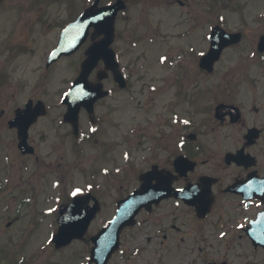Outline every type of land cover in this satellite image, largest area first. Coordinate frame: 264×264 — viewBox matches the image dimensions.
<instances>
[{
	"label": "rangeland",
	"instance_id": "374dc122",
	"mask_svg": "<svg viewBox=\"0 0 264 264\" xmlns=\"http://www.w3.org/2000/svg\"><path fill=\"white\" fill-rule=\"evenodd\" d=\"M12 1L17 12L27 11L28 14L24 17L26 22L23 20L14 28L0 25V112L5 110L4 116L0 114V158L13 152L12 144L8 147L6 141L12 137L7 132L14 130L8 126L14 108L27 97L48 100L49 92L51 94L60 87L61 77L65 85L72 76L67 69L65 74L53 71L48 76H53L52 81L45 85L36 83L43 52L58 40V23L70 17L69 10L57 0L41 1L42 7H38L37 0ZM73 1L79 6L84 2ZM179 1L125 0L127 9L118 17L116 36L117 44L125 48L123 61L127 62L129 69L132 68L133 84L126 94L116 88V94L109 99L113 111L106 113L110 121L105 135L106 153L98 155L94 143L86 142L83 146L86 150L80 152V162L76 165H72L74 155L64 156L63 164L51 169L45 164L36 167L33 157L24 161L16 157L13 161V180L8 192L6 195L0 192V228H7L11 221L9 227L13 228L16 242L23 238L24 228L32 230L31 264L86 260L90 242L75 241L67 248H57L54 244L48 246L49 232L56 228L53 212L57 205L48 200V196L59 191L67 192L72 187L83 190L92 185L91 182H97V194L102 197L103 209L88 231L89 234L95 233L114 215L117 199L139 185V172L147 169L151 162L163 164L166 160L167 149H155L153 154L148 149L157 143L148 136L154 134V120L170 115L169 112L165 114L169 110L165 102L175 103L181 99L183 112L188 111V133L195 132L205 141L212 138L218 101L247 102L248 84L264 71V60L252 55L249 41L227 48L211 73L201 69L195 58L207 51V36L215 23L224 25L229 31L244 30L249 39H257L264 32V0H181L183 5ZM18 47H33L34 51ZM181 50L187 55L180 56L179 66H172L174 62L167 65L168 62L162 60V56L177 58ZM176 78H180L178 82H175ZM151 86L162 90L147 91L146 95L138 93L140 88ZM178 92L182 93L179 97ZM149 96L153 100L148 102ZM56 99L55 96L51 102ZM51 108L49 115L58 114V108ZM49 119L42 118L32 130L52 131L46 123ZM137 126L141 127L139 133ZM125 132L128 139L123 137ZM156 132L158 134V128ZM175 140V137L168 138L165 144L171 146ZM43 148L40 146L41 159H49ZM15 151L19 152L18 148ZM198 160L215 162L214 155L208 152ZM3 165L4 159H0V169ZM44 172L45 182L41 180ZM68 172L71 178L67 177ZM27 184H30L29 188L36 187L31 193L35 198L24 202L16 212L13 208H5L9 193L14 194L10 204H16L19 196L24 200L22 192L27 190ZM26 196L32 198L29 192ZM183 205V202L170 199L154 208L151 214L141 213L138 225L126 228L123 233V256H116L118 264H203L204 259L211 258L218 242V224L215 228L213 221L199 223L192 209ZM141 235H144L143 239H140ZM17 253L19 256V250ZM11 262L1 260L0 264Z\"/></svg>",
	"mask_w": 264,
	"mask_h": 264
},
{
	"label": "flooded vegetation",
	"instance_id": "af4514ba",
	"mask_svg": "<svg viewBox=\"0 0 264 264\" xmlns=\"http://www.w3.org/2000/svg\"><path fill=\"white\" fill-rule=\"evenodd\" d=\"M41 1L44 0H37L40 4L38 7L43 6ZM60 1L65 5L66 9L69 10L70 17L58 23L59 30L56 31L59 33L58 40L53 46H50L43 52L38 64L40 74L37 76L36 83L38 85H45L52 81L53 76L50 78L48 76L53 71L65 74V70L67 69L68 72L72 73V76L68 77L65 85L63 77H61L60 87L55 88L51 94L49 92L47 96L48 100L27 97L23 103L14 108L13 115H10L8 118L9 123L10 119L16 114V109L22 107L28 101L31 102V108H35L36 105L43 104L42 102H44L47 110V114L39 117L29 129L28 143L32 146L30 152L23 153L20 150L16 152L15 150L18 148V131L14 129L7 132L9 135L11 134L12 137L11 140L6 141V144L8 147L12 144L13 152H8L0 158L2 161L4 159L5 162V165L2 166L3 168L1 167L0 169V192H3L4 195L8 192V187L13 180L12 173L14 171L12 164L16 157L22 158L23 161L26 158L32 160L31 157H33L32 161H34L36 167L45 164L51 169L60 164L62 165V159L66 155H74L72 165L79 164L78 155L86 142H93V147L98 150L99 154L106 153L105 135L107 134L108 123H110L106 113L113 111V108L109 104V99L116 94V88L120 89L121 93H127L133 84L131 79L132 68L129 69L127 62H123L122 59L126 54L125 48L117 44L116 36L112 47L115 50L116 58L119 60V68L127 81V86L119 88L114 73L110 67L107 66L105 60L100 59L91 70L88 79L92 85L102 84L101 92L106 90L108 91V95L96 101L94 114H88L87 109L84 107L80 109L78 130H76L74 123L66 119L68 106L65 102V96L73 81L81 72V64L83 61L81 55H85L87 47L101 40L103 36L93 35L94 29L91 28L87 41L77 51L69 54H62L57 58L49 60L54 49L58 46L62 30L67 24L76 19L86 7L77 5L73 0H57L58 3ZM12 3V0H2L0 2V25H8L14 28L21 21L25 20L24 17L28 12H17V8L13 7ZM52 12H54V10H52ZM24 22H26V20ZM262 34H260V36ZM258 38L253 40L249 39L247 36L245 41L250 42L252 47L249 51H254V57L260 58L264 56V52L259 49ZM18 48L22 50L25 47ZM33 49V47L25 48L26 51L31 52L34 51ZM6 77L5 75V78ZM179 79L180 78H176L175 82H178ZM258 79H260V81H258ZM262 80H264V71L259 72L258 78L248 84L250 87L247 89L249 90V98L246 103L244 102L241 104L233 99L220 100L217 102L215 112L217 105L220 103L235 105L238 108H233V110L222 109L220 110V114L217 115L216 113L214 116L212 138L209 140L205 141L200 138V135L198 136L196 134L191 140L193 143L190 144L188 134V111L183 112L184 106L181 99H178L175 103L169 100L165 102V105H169V110L166 111L165 114L169 112L170 115H164L157 121L154 120V127L156 126L154 134L148 135L150 139L157 140V143L152 147H148V149L153 148V151H155V149H167L169 152L163 164L157 163L156 161H154L155 163L153 162V164L159 165L160 168H165L166 170L177 173L175 159L179 155L187 156L196 161L193 170L188 171L185 175L177 173L178 176L175 182L176 187H181V182L185 185L188 181L194 182L204 176L212 177L210 179L213 181L211 185V194L214 201L210 213L204 219L207 220L211 214H217L218 227L216 230L218 242L214 245V255L211 258L204 259L203 264H264V82ZM152 89L158 90L159 92L162 90L156 88ZM147 91H151V88H140L138 93L146 95ZM55 96L57 99L51 102ZM178 96H180V92H178ZM152 100L153 98L149 96L148 102ZM51 107L58 108V114L49 115L52 112ZM114 110L116 111L117 109ZM4 113L5 110L2 109L0 114L4 116ZM48 117L50 119L46 123L48 126L52 127V131L48 129L32 130L34 125L38 124L42 118ZM157 128L158 134H156ZM140 130L141 127L138 126V133ZM125 134L126 132L123 137L128 139V136ZM173 137L176 138L175 144L173 143L171 146L165 144L168 138ZM1 141L2 132H0V142ZM40 146L41 149L44 147L43 150L48 153L49 159H41ZM206 152L214 155L215 162L208 163L209 160L198 162L197 158ZM230 154H232L231 157H228ZM234 155L237 156L234 157ZM25 165L26 164H23V166ZM206 165L208 166L205 167ZM46 173L44 172L42 175L41 180L43 182H45L44 176ZM67 177L71 178L72 176L69 174ZM29 185L30 184H27V190L22 192L24 193V195L22 194L23 197H25L24 200L23 198L21 199L22 196H19L17 197L19 200L16 204H10V200L14 197V194L9 193L7 196V201H9V203L5 205V208H13L16 212V209H21L20 207L24 202L34 199L35 197L31 193L36 190V187L31 186L29 188ZM72 189H69L67 192H59L48 196V200L54 201L58 205L57 209L53 212L56 228L58 227L57 217L59 207L72 200L74 196L71 193L73 191ZM27 192L30 193L32 198L26 196ZM96 196L100 200V212H102V197L100 195ZM3 197L6 199V196ZM7 224V228L3 227V230L0 228V263L1 260H11V264H31L32 230L24 228L23 238L16 242L13 228L9 227L11 221ZM55 231L56 229L53 233ZM121 238V247L107 261V264H118L116 256L121 257L125 243L123 234ZM83 241L88 242L87 237H85ZM69 246L70 244L59 248H67ZM18 250L20 252L19 256H17ZM89 263V259L84 261L71 259L68 260L66 264Z\"/></svg>",
	"mask_w": 264,
	"mask_h": 264
},
{
	"label": "water",
	"instance_id": "95a60500",
	"mask_svg": "<svg viewBox=\"0 0 264 264\" xmlns=\"http://www.w3.org/2000/svg\"><path fill=\"white\" fill-rule=\"evenodd\" d=\"M124 6V4L122 2H117L113 5H109V6H105V7H101L99 9H93L90 12L85 13L83 16H81L79 23L81 22V24H83L84 26L89 25V24H94L96 25V27L99 28V26H102L104 29H106L104 32L109 35L110 37H113V33H114V19H115V15L117 13V11L121 8V6ZM83 19V20H82ZM83 21V22H82ZM77 26L75 25H71L69 27V29L66 31L65 35L73 37V28ZM101 27V28H102ZM100 31V30H99ZM64 35V36H65ZM66 38V37H65ZM71 38H68V40H64L63 42H70ZM230 35L228 33H226L223 29H221L220 27L216 26L213 29L212 32V43L213 46L211 47V50L209 53H207L201 61L202 66H204L205 68H208L209 70H212L213 68V64L214 62L220 57V54L223 50V48L230 43ZM111 40H109L108 43H110ZM94 53L93 49H89L88 50V58L86 59V61L84 62V68H87L89 66L90 60H91V54ZM87 71L84 70V72L81 74V78H79L76 82V88L77 90H81L83 87V82L85 81V75H86ZM73 93V91L71 92V94ZM81 95L78 96V98L84 99L86 98L88 101L90 100V102H92L96 95L95 93H93L92 95ZM90 97V98H89ZM84 102V101H82ZM81 102V103H82ZM71 104V103H70ZM25 127H24V133L27 131V127L29 125V121L22 122ZM25 136V134H24ZM150 175V174H147ZM153 175V174H151ZM144 177V176H142ZM159 180V176L157 177ZM148 179L147 181H144L141 188L136 190L135 192H133L128 198H126L125 200L120 201L119 204V211L117 213V215L115 216V218L112 220V222L109 225V233L107 232V235L109 236H114L113 240H110L109 242H107L102 248H100L101 252L103 253V255L98 256V249H94L93 250V257H96L95 254L97 255V259L100 260V262L98 261V264H104L105 259L110 255V253H112L117 245V238H118V234L119 231L121 230V228L126 225L129 224L131 222H133L134 220V216L135 214L139 211V209L142 206H147L150 207V205L153 202L158 203V201L164 197V196H168L169 195V186L168 184H165V181H158L157 184H152L151 183V179L150 178H146ZM183 197H185V199H188V201H193V199H199L198 197V193L189 195L188 193L184 194ZM84 200H86L84 197H82ZM81 198H77L76 200V206L71 207V209L74 208H78L77 207V203L78 201L81 202ZM86 208V207H81V209L79 210L81 212V217L82 219H85L87 216L86 214H90L91 217L93 216V212ZM62 217V216H61ZM89 221V220H88ZM83 222V221H82ZM87 223L86 222L84 225L82 223V228L79 230V228H75L73 230L74 235H82L83 232L85 231L86 227H87ZM77 229V230H76ZM71 231V230H70ZM73 234H70L69 231L61 228L60 233L57 237H73ZM58 240V238H57Z\"/></svg>",
	"mask_w": 264,
	"mask_h": 264
},
{
	"label": "bare ground",
	"instance_id": "6f19581e",
	"mask_svg": "<svg viewBox=\"0 0 264 264\" xmlns=\"http://www.w3.org/2000/svg\"><path fill=\"white\" fill-rule=\"evenodd\" d=\"M144 238V235H141L140 239H143Z\"/></svg>",
	"mask_w": 264,
	"mask_h": 264
},
{
	"label": "snow or ice",
	"instance_id": "6c2138e0",
	"mask_svg": "<svg viewBox=\"0 0 264 264\" xmlns=\"http://www.w3.org/2000/svg\"><path fill=\"white\" fill-rule=\"evenodd\" d=\"M78 191V190H77ZM73 195H75V192L73 193Z\"/></svg>",
	"mask_w": 264,
	"mask_h": 264
}]
</instances>
